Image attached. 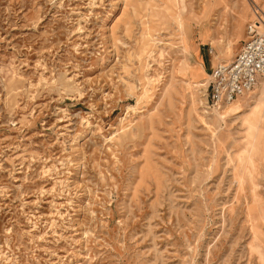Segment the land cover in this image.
<instances>
[{
    "label": "rangeland",
    "instance_id": "1",
    "mask_svg": "<svg viewBox=\"0 0 264 264\" xmlns=\"http://www.w3.org/2000/svg\"><path fill=\"white\" fill-rule=\"evenodd\" d=\"M260 1L0 0V264H264V110L206 100Z\"/></svg>",
    "mask_w": 264,
    "mask_h": 264
},
{
    "label": "built area",
    "instance_id": "2",
    "mask_svg": "<svg viewBox=\"0 0 264 264\" xmlns=\"http://www.w3.org/2000/svg\"><path fill=\"white\" fill-rule=\"evenodd\" d=\"M258 23V20H248L245 37L232 58L211 67L206 92V100L211 105L251 90L264 77V32L259 30Z\"/></svg>",
    "mask_w": 264,
    "mask_h": 264
},
{
    "label": "bare ground",
    "instance_id": "3",
    "mask_svg": "<svg viewBox=\"0 0 264 264\" xmlns=\"http://www.w3.org/2000/svg\"><path fill=\"white\" fill-rule=\"evenodd\" d=\"M257 4H258V7L256 8L257 11H255L256 16L253 19L250 18V20H254V21L258 20L259 21L258 28H260V30L264 32V0H261ZM239 14H241L240 18L245 17L246 13H245L244 8L240 11ZM260 79H258L256 84L251 88V90H249V91H247L241 95H237L235 98H233L229 101L218 103L217 105L227 104L225 106L219 105L218 109H221L223 106L222 112L227 113V112L231 111L236 106L235 107L236 111L233 114H240L244 110L245 111L248 110V112H250L252 115H258L259 113H262L264 110V77L261 81H260ZM249 102H250V104H249ZM247 107L249 109H246ZM216 114L220 117L222 116L221 111H216ZM250 118L251 119L245 118V123L247 124L248 128H251L254 131V129L256 128V125H257L256 123L258 122L257 121L258 118L255 116L250 117Z\"/></svg>",
    "mask_w": 264,
    "mask_h": 264
},
{
    "label": "crops",
    "instance_id": "4",
    "mask_svg": "<svg viewBox=\"0 0 264 264\" xmlns=\"http://www.w3.org/2000/svg\"><path fill=\"white\" fill-rule=\"evenodd\" d=\"M242 40V39H241ZM201 60V62H202V59H200ZM263 79V77H261V79H260V81Z\"/></svg>",
    "mask_w": 264,
    "mask_h": 264
}]
</instances>
